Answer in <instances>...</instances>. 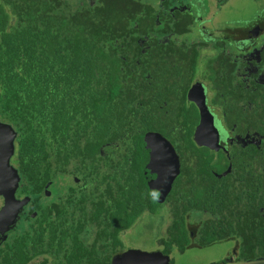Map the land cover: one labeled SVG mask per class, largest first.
Listing matches in <instances>:
<instances>
[{
    "label": "trees",
    "instance_id": "obj_1",
    "mask_svg": "<svg viewBox=\"0 0 264 264\" xmlns=\"http://www.w3.org/2000/svg\"><path fill=\"white\" fill-rule=\"evenodd\" d=\"M166 5L0 0V121L16 133L17 195L30 197L0 264H111L125 250L121 233L163 205L170 217L157 244L169 257L233 239V261L264 258V47L242 49L233 33L227 49L211 39L214 53L204 55L207 42L187 41L193 16L181 23ZM195 74L209 93L206 117L221 116L246 144H195L197 106L187 99ZM150 131L179 160L161 202L147 186ZM56 176L72 178L45 196ZM189 214L201 215L194 227Z\"/></svg>",
    "mask_w": 264,
    "mask_h": 264
},
{
    "label": "rangeland",
    "instance_id": "obj_2",
    "mask_svg": "<svg viewBox=\"0 0 264 264\" xmlns=\"http://www.w3.org/2000/svg\"><path fill=\"white\" fill-rule=\"evenodd\" d=\"M69 5L78 6L79 3H83L84 0H64ZM89 1V0H88ZM91 1V0H90ZM94 0H92L93 2ZM141 2L148 3L154 7H157L160 2L159 0H139ZM194 0V6H197V10L193 11L196 16L200 17L199 25L204 26L205 31H199L198 26L192 31V33L187 36V41L189 43L197 42L202 40L200 37H206L207 50H204L202 54L211 53V39H218L221 34L236 33L234 38L244 36L243 32H236L235 29L230 28L235 22H240L246 19L248 16L252 15L258 9V2L255 0ZM257 1V2H256ZM260 3V2H259ZM203 9V10H202ZM259 15H263L260 12ZM248 17V18H249ZM264 25V22L260 23ZM213 29V31L210 30ZM210 30V32L207 31ZM210 33V34H208ZM187 35V34H186ZM186 35L177 37L183 39ZM210 35V36H207ZM176 37V36H174ZM200 66V64H199ZM240 143L245 141L236 138ZM71 176H56L53 181L49 182L44 190L45 196L52 194L55 196V190L57 192H62L64 186L70 183ZM1 202V199H0ZM28 205V204H27ZM25 206L23 210L19 213L16 221L11 228H20L24 224V216L27 215L29 209ZM169 211L168 206L163 205L157 214H143L139 220L128 230L121 233L120 237L127 248H139L142 250H159L161 245L157 244V239L164 234V230L169 223ZM201 218V215H188L189 227L195 225L196 221ZM233 239L226 241L217 242L211 246L196 248L189 247L184 253L179 254L175 250L170 253V259L173 260L174 264H264V262L254 263V262H235L231 260L232 249L235 245ZM39 259L30 261L28 264H36Z\"/></svg>",
    "mask_w": 264,
    "mask_h": 264
},
{
    "label": "water",
    "instance_id": "obj_3",
    "mask_svg": "<svg viewBox=\"0 0 264 264\" xmlns=\"http://www.w3.org/2000/svg\"><path fill=\"white\" fill-rule=\"evenodd\" d=\"M192 87L188 91V99L193 101L199 109L200 119L195 127L192 138L199 146L217 149L219 133L211 122V116L206 117L203 108L204 96L200 99L192 94ZM203 104V105H202ZM207 113V112H206ZM15 131L10 124L0 121V233L3 239L16 221L18 214L30 201L25 195L17 197L19 175L10 163L14 152ZM144 147L148 150V163L151 165L147 186L158 192L157 201L161 202L168 193L173 179L179 172L178 157L170 143L157 132H147L143 136ZM169 255L160 250H142L127 248L112 257L111 264H168Z\"/></svg>",
    "mask_w": 264,
    "mask_h": 264
},
{
    "label": "flooded vegetation",
    "instance_id": "obj_4",
    "mask_svg": "<svg viewBox=\"0 0 264 264\" xmlns=\"http://www.w3.org/2000/svg\"><path fill=\"white\" fill-rule=\"evenodd\" d=\"M160 2H158V6L161 7L162 3H164V0H159ZM170 1V5H166L167 6V9L168 10H172L173 8L176 9V11L178 12V15L177 16H173V14H171L172 17H175V20L179 21V22H183L182 21V18L183 17H186V16H189V15H192L193 16V22L192 24H190V30H194L197 26H198V29L199 31H205L203 28L204 26L202 25H199V20H200V17L199 16H196V13L193 12V11H196L195 9H190V6H188L186 4V2H191L193 3L192 1L194 0H168ZM255 2V0H253ZM253 1L251 3H253ZM259 1V0H257ZM256 1V2H257ZM260 2V3H259ZM258 2V9L256 10L255 13H253L252 15H250V17L240 21V22H235L234 24H232L230 26V28H233L236 30V32H243L244 36L242 37H239L237 38L238 40H240V44L242 47V49H246L247 47H249L250 45L254 44L256 42V44H258V47L259 49H261L262 47H264V25H260V22L259 21V14L260 12H263L264 13V0H260ZM157 6V7H158ZM197 7V6H196ZM203 10V9H202ZM184 11V12H183ZM264 21V19H263ZM189 30V31H190ZM211 31H213V29L210 28ZM210 30L207 29L208 32H210ZM192 33V32H191ZM210 34V33H208ZM228 35H233L231 32L230 33H226V34H221L219 37H218V42L221 44V47H225L226 44L224 43V40L225 38L229 39V36ZM182 35H180L179 37H181ZM207 36H210V35H207ZM202 40H199L201 42H207L206 41V37L202 36L200 37ZM197 41V42H199ZM189 43V42H188ZM193 43V42H192ZM208 46V45H207ZM226 48V47H225ZM207 49V48H206ZM227 49V48H226ZM225 50V49H224ZM253 52L255 53L256 50L255 48L253 49ZM214 52L211 51V55L213 54ZM250 52L247 53V55H250L249 54ZM209 53H206L205 55H208ZM256 54V53H255ZM247 57V56H246ZM199 64L198 63V67H199ZM202 65V64H201ZM249 67L250 69L253 67V71L256 70L255 68V65L252 63L249 64ZM196 70H197V65H196ZM197 79V80H196ZM199 81V82H198ZM201 78L200 76H197V74H195V77L191 79L190 81V86L187 90V99H188V91L194 87L195 89L192 90V94L194 96L197 97L198 95V98L200 97L201 94H203L204 98L203 100H205L206 98H208V92L205 88V86L201 83H203V81L201 82ZM258 81L260 82H264V64L262 65V68L258 74ZM189 100V99H188ZM191 101V100H190ZM193 102V101H192ZM202 102V101H201ZM194 103V102H193ZM205 103L207 104V101H205ZM195 104V103H194ZM208 107V106H207ZM210 111L214 112L215 114H219L218 109L217 108H211L209 107L208 108ZM197 113H198V121H197V124L199 123V119H200V113H199V109L197 107ZM204 114L206 115V111L204 112ZM210 116H211V122L212 124L217 128L218 130V133H219V139H218V145L219 147L217 148L218 150L220 148H225L227 147L228 145H231L233 143L235 144H239V145H244L246 144L247 140L246 139H242L240 138V136L236 135V134H232L231 131L226 127V125L224 124V120L221 116H216L214 115L213 113H209ZM197 124L195 125V127L197 126ZM195 129V128H194ZM150 132H153V131H150ZM158 133V132H157ZM193 134V133H192ZM240 138L242 140H244L245 142L244 143H240L239 141H237L236 138ZM167 140V139H166ZM168 141V140H167ZM194 141V140H193ZM169 142V141H168ZM195 142V141H194ZM170 143V142H169ZM196 144V143H195ZM171 145V144H170ZM197 145V144H196ZM172 146V145H171ZM199 146V145H197ZM199 147H205V146H199ZM173 148V146H172ZM207 149H210L208 147H205ZM174 149V148H173ZM217 149H210V150H217ZM179 162V160H178ZM149 172V171H148ZM179 173V172H178ZM178 175V174H177ZM176 175V176H177ZM149 178V176H148ZM170 190V189H169ZM16 196L17 197H23L25 195H17V191H16ZM1 199V202H0V206L2 204V198L0 197ZM28 207L30 206V201L27 203ZM29 211V209H28ZM28 211H27V215H28ZM19 215V214H18ZM27 215L24 216V221L27 217ZM16 228V227H15ZM3 233H0V245L5 241V238L3 239ZM7 235H8V232H7ZM6 235V236H7ZM234 248V247H233ZM232 253H234V250L232 249ZM232 260V258H230ZM239 262V261H238ZM243 262H254V263H259V262H264V258H261V259H257V260H254V261H243Z\"/></svg>",
    "mask_w": 264,
    "mask_h": 264
}]
</instances>
